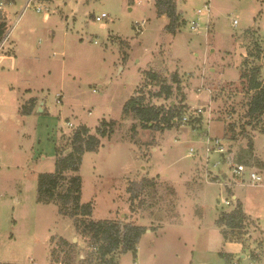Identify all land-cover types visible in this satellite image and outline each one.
Listing matches in <instances>:
<instances>
[{"label":"rangeland","instance_id":"374dc122","mask_svg":"<svg viewBox=\"0 0 264 264\" xmlns=\"http://www.w3.org/2000/svg\"><path fill=\"white\" fill-rule=\"evenodd\" d=\"M0 5L10 31L1 53L14 52L11 39L17 55L14 69L0 59V264H87L79 256L88 241L73 221L56 203L38 201V175L55 170L58 148L71 147L79 125L96 133L103 119L115 122L112 132L98 151L83 155L78 174L94 219L147 227L137 256L123 253L120 264H264V132L247 124L251 92L241 80L247 59L262 67L264 85V0H177L186 24L176 35L156 0ZM40 5L46 9L38 12ZM101 13L108 16L96 20ZM148 71L168 80L179 73L181 91L151 102L183 99L188 110L180 127L161 132L123 115L137 91L157 89ZM30 97L44 105L25 114ZM190 115L202 121L192 126ZM234 163L247 166L243 179L233 175ZM250 170L262 180L252 183ZM147 179L133 211L128 187ZM236 198L249 222L239 240L227 241L216 220Z\"/></svg>","mask_w":264,"mask_h":264},{"label":"trees","instance_id":"16d2710c","mask_svg":"<svg viewBox=\"0 0 264 264\" xmlns=\"http://www.w3.org/2000/svg\"><path fill=\"white\" fill-rule=\"evenodd\" d=\"M49 1V0H48ZM156 7L160 15L166 14L170 18L167 30L173 35L186 24L178 10L177 0H156ZM7 21L0 19V40L7 32ZM261 45L256 41V53L252 54L254 60L261 58ZM244 70L241 80L251 92L247 103L245 117L247 124L254 129L264 132V85L262 81V67L249 60L244 61ZM146 79L148 84L157 87L149 92L137 91L123 106V115H134L144 127L164 132L184 124L183 118L188 110V105L181 99L180 102H170L168 105L154 104L152 98L171 99L180 89L182 79L179 73L174 72L171 80L154 71H148ZM37 104V98L32 97L24 104L22 112L30 114ZM188 124L195 126L202 121V117L190 115ZM114 121L103 119L92 133L86 124L79 125L71 135V147L57 150L55 170L41 172L38 175V201L41 203H56L60 214L70 218L80 235L88 242V251L80 254L81 262L87 264H120L121 254L132 252L134 257L138 253V244L146 232L147 227L123 219H94L93 201H82L83 180L78 174L83 155L86 152L98 151L101 138L110 136ZM136 129V126L133 127ZM252 146V140L249 142ZM151 180L133 181L128 187L131 198V208L134 211V200ZM236 206L230 211H221L216 224L220 227L223 238L227 241L239 240L247 228L249 216L244 209L242 201L238 198ZM68 244V240H63ZM75 245V243H72ZM260 253H253L254 258Z\"/></svg>","mask_w":264,"mask_h":264},{"label":"built area","instance_id":"2783aa9c","mask_svg":"<svg viewBox=\"0 0 264 264\" xmlns=\"http://www.w3.org/2000/svg\"><path fill=\"white\" fill-rule=\"evenodd\" d=\"M0 8H1V5H0ZM36 9L38 10V12H40L46 8L43 5H40V6H37ZM47 16H48V13L45 12L44 17L46 18ZM107 16L108 15L106 13H101L100 15L96 16V20L101 21L104 18H106ZM193 23H194V25L192 26V28L195 29L197 24H196V22H193ZM234 23L236 24L237 20H235ZM7 31H9V30H7ZM9 37H10V31L6 32L4 37L0 40V59L5 56V53L3 54V53H1V51H2V48L4 47V45L8 42ZM214 142H215L214 147L217 148V150H219L220 152H224L225 149L222 145L223 143L221 142V140L215 139ZM232 166H233V168H232L233 175L239 179H243L245 173L247 172V166L243 163H234V164H232ZM248 178L252 181V183H255V184L262 180L261 175L258 172H256L255 170H250L248 172ZM224 202L226 204H230V201L227 199Z\"/></svg>","mask_w":264,"mask_h":264},{"label":"crops","instance_id":"0c3cea01","mask_svg":"<svg viewBox=\"0 0 264 264\" xmlns=\"http://www.w3.org/2000/svg\"><path fill=\"white\" fill-rule=\"evenodd\" d=\"M48 19V16L46 17V18H44V20H47ZM12 41V46H13V50H14V52L13 53H7V54H5V56L3 57V58H1V61L3 62V61H6V60H8V61H10L11 62V66H10V68L11 69H14V67H16L17 68V65L15 64L16 63V60H17V55H16V51H15V41L14 40H11L10 39V42ZM1 62V63H2ZM1 66H2V68H6V66H7V64H4V63H2L1 64ZM30 98H32V97H30ZM29 98V99H30ZM40 101V99H38V101H37V106H36V108L39 106L40 107V105H41V102H39ZM43 105H44V103H43ZM43 107V106H42ZM35 108V109H36ZM32 145L33 146H36V143H32ZM235 198V197H234ZM243 256V255H242ZM241 256V257H242Z\"/></svg>","mask_w":264,"mask_h":264},{"label":"water","instance_id":"95a60500","mask_svg":"<svg viewBox=\"0 0 264 264\" xmlns=\"http://www.w3.org/2000/svg\"><path fill=\"white\" fill-rule=\"evenodd\" d=\"M42 106H43V102H41V105H40V107H39V111L42 110V108H43ZM243 256H244V255H243Z\"/></svg>","mask_w":264,"mask_h":264}]
</instances>
